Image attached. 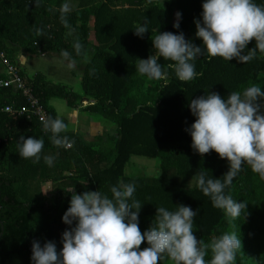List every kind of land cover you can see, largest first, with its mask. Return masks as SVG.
I'll list each match as a JSON object with an SVG mask.
<instances>
[{"label": "trees", "instance_id": "trees-1", "mask_svg": "<svg viewBox=\"0 0 264 264\" xmlns=\"http://www.w3.org/2000/svg\"><path fill=\"white\" fill-rule=\"evenodd\" d=\"M205 0H0V49L11 61L15 51L30 56L67 51L77 62H84L80 78L82 96L65 86L50 83L41 74L24 79L43 104L48 118H56L49 105L51 99L63 100L71 109L78 108L83 96L93 103L84 112L97 114L115 125L114 135L86 142L71 132H62L75 141L71 148L57 147L51 132L35 120H25L1 111L6 105H23L20 94L0 88V264H33L32 243L54 242L62 250V234L70 230L63 216L74 194L100 191L111 198V187L119 182L135 185L132 200L141 202L139 228L143 234L152 226L157 207L171 212L177 206L198 212L193 218V233L210 244L225 233L235 232L241 239L234 264H264V180L245 163L225 188L239 203L246 202L232 225L225 213L204 196L195 175L204 171L207 178L221 179L229 171V162L211 151L200 156L192 148L186 129L196 117L190 101L218 93L222 99L232 92H242L256 85L264 91V54L246 64L237 59L209 58L206 51L192 63L198 74L193 80L180 81L166 66L172 61L159 59L163 79L155 80L152 93L141 90L139 59L155 55L154 37L159 33L184 34L186 40L202 46L196 37L195 20H202ZM264 6V0H253ZM68 3L69 28L60 21V7ZM181 13L179 29L171 23ZM177 17V15H176ZM147 21L143 38L135 34L136 26ZM37 30L41 34H37ZM79 41L82 53L73 47ZM255 47L253 40L246 48ZM90 53L88 54V52ZM88 54V55H87ZM68 63L67 61H64ZM19 67V65L17 64ZM95 72L92 73L91 70ZM2 78V77H0ZM45 81H43V80ZM264 113V97L258 100ZM20 136L43 139L39 162L19 156ZM159 160L158 177H128L124 170L131 157ZM53 160L49 166L45 158ZM50 185L43 191V185ZM74 188L72 193L68 189ZM131 203V200L129 201ZM75 226V222L71 227ZM42 236V240H41ZM149 245L146 240L140 250ZM211 250L205 257L211 259ZM160 264H172L162 259Z\"/></svg>", "mask_w": 264, "mask_h": 264}, {"label": "clouds", "instance_id": "clouds-1", "mask_svg": "<svg viewBox=\"0 0 264 264\" xmlns=\"http://www.w3.org/2000/svg\"><path fill=\"white\" fill-rule=\"evenodd\" d=\"M202 20H195L196 37L202 46L186 40L184 34L171 32L157 34L153 41L155 55L139 59L137 73L150 79H163L166 72L158 62L160 58L174 63L167 64L182 82L193 80L198 74L192 63L205 51L209 58L222 57L226 61L234 58L246 64L256 57L257 50L264 54V6L253 0H205L202 5ZM70 5L60 7V21L69 28L67 13ZM177 21L181 13H177ZM179 29V22L174 24ZM135 34L143 38L148 32L147 21L136 26ZM37 34H41L37 30ZM255 41V47L245 52ZM76 54L82 53L83 46L77 41L73 45ZM63 61L72 70L76 61L67 51L61 53ZM95 72L94 69L91 70ZM264 97L259 86L252 85L242 92H232L227 99L218 93H210L190 101V109L196 117L191 128L186 129L192 138V148L200 156L215 151L221 159L229 162V171L221 179L207 178L199 171L196 181L204 196L210 197L215 208L225 213L232 225L247 203H239L231 195H225V188L247 164L251 171L264 180V113L260 112L258 100ZM67 125L59 117H51L44 123L45 132H51L53 145L71 148L75 141L60 136ZM19 156L25 160L35 158L39 162L44 148L43 139L20 136ZM51 166L52 158L46 157ZM134 184L119 182L112 186L111 198L100 191H86L74 194L70 206L63 216V222L70 226L62 234L61 251L56 244L47 241L32 243L33 264H160L170 259L172 264H234L241 239L235 232L225 233L213 239L210 244L193 233V218L198 214L190 207L179 205L175 212L157 207V214L149 230L143 234L139 228L141 202L132 200ZM74 188L67 192L72 193ZM131 200V203L129 201ZM75 222V226L71 227ZM146 240L149 245L140 250ZM211 259L206 261L208 250Z\"/></svg>", "mask_w": 264, "mask_h": 264}, {"label": "rangeland", "instance_id": "rangeland-1", "mask_svg": "<svg viewBox=\"0 0 264 264\" xmlns=\"http://www.w3.org/2000/svg\"><path fill=\"white\" fill-rule=\"evenodd\" d=\"M171 23L172 24L177 23V17L175 14L172 17ZM89 53L90 51L88 52V54ZM61 61H62L61 58H59L58 56H47L44 58H40V57H35L31 59L23 58L21 63H22V70L25 73H27L26 75L28 77H32L35 75V73L41 72L46 76L43 79L47 78L46 80L51 81L50 83H54L60 86H65L73 92L78 90L80 91L81 93L80 95L82 96L83 94H82L81 85H80V77L82 75V71L84 69L85 63L77 62L75 64V67L72 70H69V68L67 67V63H65L64 61L63 62ZM140 79H141V90L143 92L152 93V88L155 84L153 79H150L143 75L140 76ZM82 98H83L82 100L78 101L79 105H81L82 107H86L90 105V103H93L91 100H89L88 98L84 96ZM51 105L56 108L58 115L60 117L62 116L63 120H65L64 117L67 119L65 112L66 110L68 111L70 109L64 105L63 100L54 99L51 102ZM79 110L82 112V109H79ZM89 116L88 117L91 119L88 120V118L85 116L83 121L86 123L87 121H89V123H87L88 124L87 127L91 129V131H95L101 123V126L103 125L105 129H107V134L114 133V128H115L114 124H112L108 120H105L104 118H102L101 116L97 114H93V115L90 114ZM68 120H69V117H68ZM100 120L102 122H100ZM138 158H143V157H138ZM138 158L134 157L129 161V163L127 164L125 168V175L132 176V177H158L159 176L160 170H159V160L158 159L150 160L147 158H143L144 160L140 161L138 160ZM50 189H51L50 185H46V184L43 185L44 192L49 191ZM41 240H42V236H41Z\"/></svg>", "mask_w": 264, "mask_h": 264}, {"label": "built area", "instance_id": "built-area-1", "mask_svg": "<svg viewBox=\"0 0 264 264\" xmlns=\"http://www.w3.org/2000/svg\"><path fill=\"white\" fill-rule=\"evenodd\" d=\"M0 66L4 71L2 78H0V88H10L14 92L19 93L24 100L23 105L15 106L12 103L6 105L1 111L19 118L24 117L28 121L35 120L44 128V123L48 120V116L43 104L40 103L33 87L26 83L20 67L11 61L2 49H0Z\"/></svg>", "mask_w": 264, "mask_h": 264}, {"label": "crops", "instance_id": "crops-1", "mask_svg": "<svg viewBox=\"0 0 264 264\" xmlns=\"http://www.w3.org/2000/svg\"><path fill=\"white\" fill-rule=\"evenodd\" d=\"M47 56H58L56 53H48V54H44V55H38V56H30V55H27V54H24L22 51H15V53L13 54V58H14V60L19 64V67H20V69L22 70V63H21V61L23 60V58H35V57H40V58H44V57H47ZM59 57V56H58ZM60 58V57H59ZM66 63V62H65ZM22 72H24L23 70H22ZM3 73H4V71H3V69H2V67L0 66V77H2L3 76ZM41 74L42 75V77H46L43 73H41V72H37V73H35V74ZM25 76H27L26 74L27 73H23ZM35 76V75H34ZM34 76H32V77H34ZM32 77H28L27 76V78H32ZM81 78V77H80ZM47 79V78H46ZM45 79V80H46ZM46 81H48V80H46ZM49 82H51V81H49ZM75 93L76 94H81L80 93V91H78V90H76L75 91ZM55 99V98H54ZM54 99H51L50 101H49V105L55 110V112H56V118L57 117H59L60 119H62V116L60 117L59 115H58V112H57V110H56V108L55 107H53L52 105H51V102L54 100ZM82 102V101H81ZM92 103H90V105H91ZM65 105V104H64ZM66 106V105H65ZM67 107V106H66ZM83 108L84 107H82L81 105H79L78 106V108H76V109H71V108H69L70 110H66V112H65V114H66V117H67V119L64 117V119L65 120H63L64 121V123L67 125V127H66V129L63 131V132H71V133H74L75 135H78L79 137H81L84 141H86V142H92V141H94L97 137H100V138H103V139H106V137L107 136H110V135H114V133H115V128H114V133H108L107 134V129H105V127L102 125L101 126V123H100V125H99V127H97V129L95 130V131H91V129H89L87 126H88V124L87 123H89V121H87V123L86 122H84L83 121V119L85 118V116L88 118V120L89 119H91V118H89L90 116V114H92V113H89V112H84L83 111ZM79 109H82V112L79 110ZM81 114V115H80ZM93 115V114H92ZM89 116V117H88ZM68 117H69V120H68ZM73 118V119H72ZM100 122H102L101 120H100ZM110 126H112V125H110ZM135 156H133V157H131L130 158V160L132 159V158H134ZM136 158H138V157H136ZM138 160H140V161H142V160H144L143 158H138ZM127 166V165H126ZM126 168V167H125ZM124 173H125V170H124ZM127 176V175H126ZM128 177H132V176H128Z\"/></svg>", "mask_w": 264, "mask_h": 264}, {"label": "water", "instance_id": "water-1", "mask_svg": "<svg viewBox=\"0 0 264 264\" xmlns=\"http://www.w3.org/2000/svg\"><path fill=\"white\" fill-rule=\"evenodd\" d=\"M2 232H3V227L1 226V229H0V236L2 235Z\"/></svg>", "mask_w": 264, "mask_h": 264}]
</instances>
